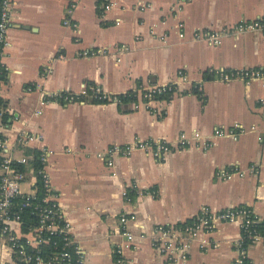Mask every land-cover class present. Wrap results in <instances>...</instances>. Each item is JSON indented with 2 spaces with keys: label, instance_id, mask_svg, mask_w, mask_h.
Wrapping results in <instances>:
<instances>
[{
  "label": "crops",
  "instance_id": "1",
  "mask_svg": "<svg viewBox=\"0 0 264 264\" xmlns=\"http://www.w3.org/2000/svg\"><path fill=\"white\" fill-rule=\"evenodd\" d=\"M262 13L264 0H14L1 57L4 130L33 136L17 158L49 150L46 170L84 264H233L237 222L216 220L185 259L157 250L152 234L204 208L243 204L264 216V79L204 77L209 67H264V32L229 33L217 44L202 36ZM166 84L169 98L143 96ZM90 86L136 93L96 101L85 94ZM157 140L171 146L161 158L136 146ZM113 146L130 150L111 155ZM121 212L136 215L133 242L120 231ZM16 232L24 236L21 225ZM246 255L264 264V239L248 243ZM0 264H15L1 232Z\"/></svg>",
  "mask_w": 264,
  "mask_h": 264
},
{
  "label": "built area",
  "instance_id": "2",
  "mask_svg": "<svg viewBox=\"0 0 264 264\" xmlns=\"http://www.w3.org/2000/svg\"><path fill=\"white\" fill-rule=\"evenodd\" d=\"M112 1L105 0V6L109 7ZM75 2L76 0H71L73 6ZM13 4L14 0H1L0 63L2 65L4 63L1 57L8 42V30L12 20ZM66 22L68 23L69 20L67 19ZM251 30L264 32V13L254 18L238 20L232 25L218 30L205 31L202 36L209 43L217 44L221 41V37L226 34H239ZM207 71L211 73L212 78L222 81L242 79L248 82L252 79H264V67H209ZM2 81L0 80V86ZM164 86L147 88L143 92V96L151 98L153 91L161 90ZM197 87L199 88L200 86ZM84 91L85 94H91L95 98L119 99L116 95L111 96V94L95 86H90ZM60 95L67 100L74 98L71 93L65 94L61 92ZM4 123V109L2 102H0V232L7 239L9 247L13 250V262L19 264V257L22 264H84L83 250L71 233L70 222L58 199L59 194L46 170L49 150L47 148L38 149V153L27 151L23 152L20 157H15V151L24 149L33 136L26 130H4ZM215 133L221 134L224 131L216 129ZM184 138V135L180 136L178 145L184 143ZM204 144L207 146L208 143L204 142ZM136 146L149 149L156 158L163 157L171 148L168 143L161 140L156 142L140 141ZM129 150L130 146H113L109 149V152L111 155L114 152L125 154ZM27 173L31 174L32 178H35L32 183L33 192L29 193L23 192L20 188V183L27 176ZM229 174V170L218 172V175L222 177H227ZM40 189L42 190V195L37 194ZM15 197L24 198L21 207L28 206L32 208V212L38 216L37 222L29 223L23 218L20 209L17 208L14 202ZM252 211L250 208H237V206L224 208L217 212H211L204 208L191 218L190 222L155 226L152 234L153 244L157 250L164 252L170 259H185L192 240L204 232H211L216 220L237 222L240 227V234L235 240L237 255L233 260V264H241L243 259L247 257V244L244 245L243 240L246 237L251 239L250 242L260 238L264 239V236L251 228L253 220L249 215ZM135 218L134 212H121L118 216L120 231L128 242H133L135 238L134 230L129 226L130 222H133ZM26 224L27 226H25ZM19 225L22 226L24 236H19L16 232V228ZM52 235L60 236L61 242L53 239ZM139 236L142 237L143 234L140 233ZM50 242L58 248V251L53 254L51 259H45L40 245ZM26 246L32 247L35 251L29 253ZM251 264L254 263L251 262Z\"/></svg>",
  "mask_w": 264,
  "mask_h": 264
},
{
  "label": "trees",
  "instance_id": "3",
  "mask_svg": "<svg viewBox=\"0 0 264 264\" xmlns=\"http://www.w3.org/2000/svg\"><path fill=\"white\" fill-rule=\"evenodd\" d=\"M0 12H1V0H0ZM211 73L207 72L204 77L205 78H210ZM7 75H8V69L4 66V64L2 65L0 63V80H5L7 78ZM173 85L172 84H168V85H165L164 87H162L161 90H156V91H153L152 92V97H156V98H169L173 92ZM135 93L134 91H128V92H125V93H122V94H118L116 95L119 99L121 100H129L130 98H134L135 97ZM94 100L96 101H107L108 98H94ZM0 102H2V99L0 98ZM35 153H38L39 150H34ZM35 163H37L36 160H34ZM38 195H42V190H38L37 192ZM24 198L22 197H15L14 198V202L17 206L18 209H20V212L23 216V218L27 221V222H37L38 221V216L32 212V208L28 207V206H24V207H21L22 205V201H23ZM237 208H250L252 209L250 206H247V205H243V204H240L237 206ZM250 218L253 220L252 224H251V228L252 229H255L257 231L258 234L264 236V216L263 217H259L255 212H250ZM191 219H188V220H185L184 222L182 223H178V224H183V223H186V222H190ZM27 226V224L25 225ZM24 226V227H25ZM53 239H56L58 240L59 242H61V238L60 236L58 235H52ZM250 240L249 238H245L243 240V244H247L250 243ZM40 248H41V252H42V255L45 257V259H51L53 254L58 251V248L55 247L54 244H51L50 243H42L40 245ZM26 249L29 253L31 252H34L35 249H33L32 247L30 246H26ZM18 262L19 264H22V262L19 260V257H18ZM57 264V263H56ZM241 264H251V260L248 258V257H245L243 259V262Z\"/></svg>",
  "mask_w": 264,
  "mask_h": 264
}]
</instances>
